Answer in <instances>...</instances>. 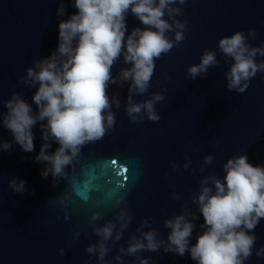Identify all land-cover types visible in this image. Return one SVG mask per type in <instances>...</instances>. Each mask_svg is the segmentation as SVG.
Returning <instances> with one entry per match:
<instances>
[{"label":"clouds","instance_id":"1","mask_svg":"<svg viewBox=\"0 0 264 264\" xmlns=\"http://www.w3.org/2000/svg\"><path fill=\"white\" fill-rule=\"evenodd\" d=\"M186 3L187 0H73L72 6L77 11L59 21L56 49L46 58L34 59L26 75L20 77L25 85L36 89L32 96L36 111L19 93L14 92L3 101L6 111L0 113V121L13 140L0 141V150L10 151L14 143L24 152H33L32 129L39 125L44 143L35 162L45 164L41 176L51 175L53 185L66 179L69 175L66 169L73 167L82 149L101 140L116 123L113 105L119 109L121 100L118 94L110 97V85L121 88L127 85L125 112L131 122H142L145 117L158 122L161 117L156 104L164 101L165 96L153 92L142 101L135 97L148 92L155 61L184 41L188 21L178 17L183 15L181 6ZM65 12L61 0L57 16L62 17ZM129 13L143 27H133L128 32ZM168 33L174 34L173 38ZM255 37V29H249L247 33L235 31L218 41L225 62L228 58L232 61L224 73L226 89L230 92L244 93L257 73H264V59L257 61L258 57L264 58V41L253 46L249 40ZM121 57L130 66L121 67L114 76L112 68ZM219 62L215 51L205 49L200 62L187 68V78L204 77ZM52 142L58 147L50 153ZM213 160L212 154L205 155L197 170L191 169L192 161L186 158L182 167L203 173ZM177 167L174 163L173 170ZM222 168L223 178L215 173L204 175L199 181V191L191 197L199 215L184 206L179 214L165 219L163 226L170 230L166 238L151 227L150 218L144 219L136 227V234L129 237L127 246L118 248L114 257L116 264H122L124 256L135 257L138 264H154L151 257H142L139 253L160 254L161 250L180 257L187 253L196 264H245L256 245L254 230L264 219V166H254L246 154H240L228 158ZM25 185V180L16 177L8 181L11 191L19 194L26 191ZM171 187V198L179 200L176 186ZM90 191L88 181L82 187L73 186L75 196L85 201ZM112 199L119 208L115 221L108 220L97 226L95 222L102 219V213L96 211L90 216L92 232L98 239L88 244L85 251L94 255L100 264H108L105 257L111 251L109 241L112 244L120 241L132 221L125 196L113 193ZM69 203H74V199L67 193L52 200L53 206L64 208ZM200 216L203 224L193 244L195 221ZM69 218L65 212V221ZM73 238L78 239L79 233ZM59 251L64 254L63 248ZM255 255L264 257V245L256 249Z\"/></svg>","mask_w":264,"mask_h":264}]
</instances>
